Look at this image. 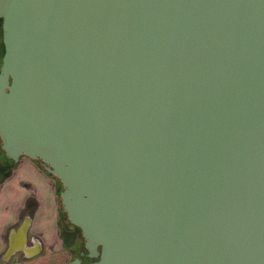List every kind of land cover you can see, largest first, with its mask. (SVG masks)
I'll list each match as a JSON object with an SVG mask.
<instances>
[{"label":"water","instance_id":"95a60500","mask_svg":"<svg viewBox=\"0 0 264 264\" xmlns=\"http://www.w3.org/2000/svg\"><path fill=\"white\" fill-rule=\"evenodd\" d=\"M0 31V150L60 184L65 264H264V0H0Z\"/></svg>","mask_w":264,"mask_h":264},{"label":"crops","instance_id":"0c3cea01","mask_svg":"<svg viewBox=\"0 0 264 264\" xmlns=\"http://www.w3.org/2000/svg\"><path fill=\"white\" fill-rule=\"evenodd\" d=\"M0 165V171L10 167L0 181V256L8 235L16 237L13 232L24 217L29 218L20 249L4 264H65L74 255L76 236L61 219L58 183L23 156L16 162L0 157Z\"/></svg>","mask_w":264,"mask_h":264},{"label":"rangeland","instance_id":"374dc122","mask_svg":"<svg viewBox=\"0 0 264 264\" xmlns=\"http://www.w3.org/2000/svg\"><path fill=\"white\" fill-rule=\"evenodd\" d=\"M0 55H1V48H0ZM0 156H4V154H3V152L1 153L0 152ZM58 189L60 190V186L58 185ZM60 216H61V219L63 220V219H65V217H64V213L61 211V213H60ZM75 247L76 248H74L75 250H74V255H73V257L74 256H76L77 255V251L78 250H83V246H82V240H81V238H80V235H79V233L77 232V235H76V245H75ZM76 252V253H75ZM87 259H89V258H87V257H83V260H87Z\"/></svg>","mask_w":264,"mask_h":264},{"label":"flooded vegetation","instance_id":"af4514ba","mask_svg":"<svg viewBox=\"0 0 264 264\" xmlns=\"http://www.w3.org/2000/svg\"><path fill=\"white\" fill-rule=\"evenodd\" d=\"M0 39H1V31H0ZM0 42H1V40H0ZM0 48H1V46H0ZM65 221H66V219H65ZM66 225H67V227L70 229V231H71L72 229L74 230V233H73L74 236L77 235V232L79 233V229L76 228V227L73 226V225L68 224L67 221H66ZM71 233H72V232H71ZM79 235H80V233H79ZM80 238H81V236H80ZM81 240H82V239H81ZM79 251H81V250H78V251H77V254H78ZM92 260H94V258H89V259H87L86 261L83 260V258H82V263H86V262L88 263V262H90V261H92Z\"/></svg>","mask_w":264,"mask_h":264},{"label":"trees","instance_id":"16d2710c","mask_svg":"<svg viewBox=\"0 0 264 264\" xmlns=\"http://www.w3.org/2000/svg\"><path fill=\"white\" fill-rule=\"evenodd\" d=\"M0 46H1V54H2V44H1V42H0ZM0 57H1V55H0ZM0 152L2 153V151L0 150ZM1 157V159H4V157L5 156H0ZM6 158V157H5ZM6 160H8V161H11L10 159H8V158H6ZM36 162V161H35ZM37 163V162H36ZM38 164V163H37ZM0 167H1V165H0ZM9 168L10 167H7L6 169L4 168L3 170H1L0 171V181L7 175V173L9 172ZM53 178V177H52ZM57 183H58V181H56ZM58 185L60 186V184L58 183ZM87 263V262H86ZM86 263H82V264H86Z\"/></svg>","mask_w":264,"mask_h":264},{"label":"bare ground","instance_id":"6f19581e","mask_svg":"<svg viewBox=\"0 0 264 264\" xmlns=\"http://www.w3.org/2000/svg\"><path fill=\"white\" fill-rule=\"evenodd\" d=\"M27 229V228H26ZM26 231V230H25ZM23 232V231H22ZM20 233V235H16V237H14L15 239H14V243L15 244H17V245H20L21 244V242H20V240H21V238H22V236L23 235H25V232L24 233Z\"/></svg>","mask_w":264,"mask_h":264}]
</instances>
